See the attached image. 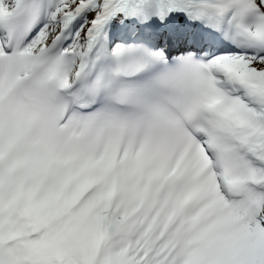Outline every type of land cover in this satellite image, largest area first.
Here are the masks:
<instances>
[{
    "label": "snow or ice",
    "instance_id": "snow-or-ice-1",
    "mask_svg": "<svg viewBox=\"0 0 264 264\" xmlns=\"http://www.w3.org/2000/svg\"><path fill=\"white\" fill-rule=\"evenodd\" d=\"M0 264H264V0H0Z\"/></svg>",
    "mask_w": 264,
    "mask_h": 264
}]
</instances>
